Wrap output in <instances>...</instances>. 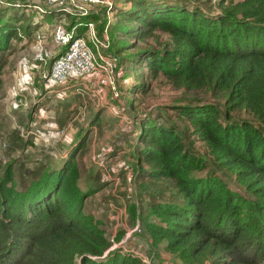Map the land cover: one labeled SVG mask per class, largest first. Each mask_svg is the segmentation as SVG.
Instances as JSON below:
<instances>
[{
  "label": "trees",
  "instance_id": "trees-1",
  "mask_svg": "<svg viewBox=\"0 0 264 264\" xmlns=\"http://www.w3.org/2000/svg\"><path fill=\"white\" fill-rule=\"evenodd\" d=\"M217 8L213 14L176 0H124L121 8L114 7L111 30L122 37L118 53L127 67L138 69L132 90H148L144 75L150 80L163 76L178 87L210 89L225 97L230 112L244 107L264 126V0H218ZM42 14L20 2L0 9V72L13 41L20 35L30 38L47 19L60 17L57 11ZM88 20L77 36L84 34ZM157 30L170 35L172 49L138 47ZM175 108L196 127L206 154L264 202V130L246 121L222 122L209 103ZM139 134L136 152L150 167L147 177L172 179L181 194L177 203L151 205L155 222L147 223L149 234L172 251L185 248L193 259L211 249L217 258L232 256L225 264H264V203L253 205L258 219L250 220L247 200L221 178L213 173L190 177L204 165L174 126L146 119ZM79 136L61 167L46 169L26 191L19 192L13 170H5L0 179V264H141L117 252L96 261L110 243L98 225L82 216L92 191L84 194L78 188L76 156L86 140Z\"/></svg>",
  "mask_w": 264,
  "mask_h": 264
},
{
  "label": "rangeland",
  "instance_id": "rangeland-1",
  "mask_svg": "<svg viewBox=\"0 0 264 264\" xmlns=\"http://www.w3.org/2000/svg\"><path fill=\"white\" fill-rule=\"evenodd\" d=\"M176 1L213 14L219 10L218 0ZM17 2L30 4L34 12L43 16L42 12L54 9L60 1L0 0V9ZM62 2L68 10L61 12L59 18L47 19L30 38L20 35V40L12 42L8 62L0 72V179L11 168L16 188L26 191L46 169L61 167L80 140V133L86 140L85 148L76 156L78 188L84 194L92 191L83 204L82 216L98 225L110 243L104 255L93 260L100 262L109 252H117L132 256L141 264H225L223 261L228 262L232 256L217 258L210 249L201 258L193 259L185 248L172 251L166 241L149 234L147 223L155 222L151 205L161 201L177 203L181 194L174 180L154 181L147 177L145 171L150 167L136 152L140 129L146 119L174 126L185 146L204 165L203 170L190 177L213 173L221 178L230 191L247 200L248 216L254 220L258 217L253 205L263 201L245 190L234 173L221 169L206 154L196 127L175 107L200 101L212 104L222 122L246 121L264 130L263 124L244 107L230 112L225 97L210 93V89L206 92L178 87L163 76L150 80L144 75L148 90L133 91V76L138 69L127 67L118 53L122 37L111 30L115 14L94 7L90 8L91 17H82L76 13L81 1ZM123 5L124 0H117L113 7L119 9ZM88 19L95 24L97 37L104 44L99 53L105 62L112 61L113 85H109L105 74L65 86L48 82L45 76L50 60L59 51L54 42L56 27L81 33L80 24ZM138 47L161 50L172 49L173 45L167 32L157 30L154 38L138 43ZM226 113H231L229 120L225 119ZM7 222L4 226L9 227Z\"/></svg>",
  "mask_w": 264,
  "mask_h": 264
},
{
  "label": "built area",
  "instance_id": "built-area-1",
  "mask_svg": "<svg viewBox=\"0 0 264 264\" xmlns=\"http://www.w3.org/2000/svg\"><path fill=\"white\" fill-rule=\"evenodd\" d=\"M60 1L54 9L49 11H57L58 13L67 11L68 8ZM74 2V0H67ZM81 5H77L79 13L82 17H91L93 12L90 8L101 7L106 8L112 13L114 4L117 0H79ZM110 10V11H109ZM39 11V10H38ZM42 12V10H40ZM113 14V13H112ZM86 31L82 35H76V31H65L62 26L56 27L54 32V42L57 44L60 55L52 63L47 72L46 80L57 85H68L78 81H84L87 78L98 79L101 74L109 80V85H113L112 79V61L105 62V59L99 53L100 46L104 44L99 41L95 24L87 22ZM106 34V30L104 31ZM63 51V52H62ZM57 53V54H58Z\"/></svg>",
  "mask_w": 264,
  "mask_h": 264
}]
</instances>
